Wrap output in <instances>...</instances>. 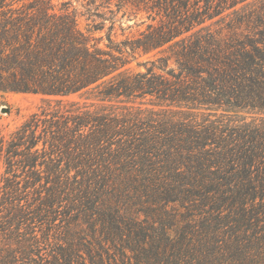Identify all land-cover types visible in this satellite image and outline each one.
I'll return each mask as SVG.
<instances>
[{
    "label": "trees",
    "instance_id": "obj_1",
    "mask_svg": "<svg viewBox=\"0 0 264 264\" xmlns=\"http://www.w3.org/2000/svg\"><path fill=\"white\" fill-rule=\"evenodd\" d=\"M117 1L157 24L106 50L0 0V92L42 97L0 134V264H264V0Z\"/></svg>",
    "mask_w": 264,
    "mask_h": 264
},
{
    "label": "rangeland",
    "instance_id": "obj_2",
    "mask_svg": "<svg viewBox=\"0 0 264 264\" xmlns=\"http://www.w3.org/2000/svg\"><path fill=\"white\" fill-rule=\"evenodd\" d=\"M32 1L34 0H24L25 3ZM45 1L56 13L73 15L78 29L90 37L91 44L106 50H114L116 49L115 46H119V43L138 38L141 33L147 30L148 25L157 24L149 18L147 13L129 5H122L117 0ZM247 2H253L249 6L252 10L258 11L262 8L263 1L261 0H248ZM228 20L229 18L225 19L223 24L216 25L213 29H220L223 34L231 32L224 28ZM207 23L209 24V22ZM158 57L156 52L147 55H141L139 52L130 54L127 59L129 62L127 68L135 73H144L151 66L150 63ZM155 71L159 72L158 70ZM41 98L39 95L0 92V134L8 137L9 134L14 132L32 113L37 111ZM70 99L79 100L77 96H72ZM3 171L4 168L1 169V172ZM1 186L2 183H0V197ZM1 217L2 213H0V223L2 221ZM50 236H52L50 241L54 242L53 238H56V221L55 226L51 229ZM0 240L3 242L2 238ZM42 252L45 256L47 255L44 250Z\"/></svg>",
    "mask_w": 264,
    "mask_h": 264
}]
</instances>
